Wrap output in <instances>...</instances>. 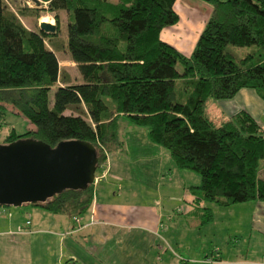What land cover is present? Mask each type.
Listing matches in <instances>:
<instances>
[{"label":"trees","instance_id":"obj_1","mask_svg":"<svg viewBox=\"0 0 264 264\" xmlns=\"http://www.w3.org/2000/svg\"><path fill=\"white\" fill-rule=\"evenodd\" d=\"M32 1L53 14L54 33L22 24L20 17L39 19L37 9L11 11L0 0V122L10 110L33 126L21 135L10 129L2 145L87 142L98 175L108 155L124 152L127 120L166 150L178 170L200 176L190 191L202 225L212 221L211 204L264 203V133L246 112L228 119L209 113V105L242 89L264 102V0H204L211 12L189 56L160 38L179 21L177 0ZM59 11L67 14L66 51L81 83L62 73L46 43L59 33ZM228 46L253 49L236 58ZM72 108L86 118L66 115ZM92 201L90 185L33 206L77 218Z\"/></svg>","mask_w":264,"mask_h":264},{"label":"crops","instance_id":"obj_2","mask_svg":"<svg viewBox=\"0 0 264 264\" xmlns=\"http://www.w3.org/2000/svg\"><path fill=\"white\" fill-rule=\"evenodd\" d=\"M183 2L174 4L177 15L182 12L184 18H195L187 13L188 7L177 9L185 6ZM205 10L207 20L211 8ZM242 111L264 133V102L256 91L242 89L231 99L209 105L214 119H228ZM122 138L124 152L108 155L93 185L91 206L77 222L33 205L0 209V264H264L262 202L246 203L251 235L244 253L226 260L207 259L206 254L203 258L200 254L187 258L176 254L168 236L171 214H176L173 207L185 204L187 230L206 225L201 224V210L192 203L190 188L198 185V179L194 177V186H189V175L170 163L168 152L151 143L146 131L129 121L123 122ZM260 164L259 178L264 180V160ZM250 252L254 254L250 256Z\"/></svg>","mask_w":264,"mask_h":264},{"label":"rangeland","instance_id":"obj_3","mask_svg":"<svg viewBox=\"0 0 264 264\" xmlns=\"http://www.w3.org/2000/svg\"><path fill=\"white\" fill-rule=\"evenodd\" d=\"M7 3L11 11L24 6L37 9L40 15L39 19L34 17H20L22 24L29 30L38 31V25L41 22L49 23L53 26L55 25L53 14L44 11V5L36 6L32 0H7ZM183 4L185 6H177V9H186L185 7H188L190 11L187 13L193 15L195 18L191 16L184 18V14L179 11L178 23L174 26L165 28L161 32L160 38L185 56H189L198 39L197 35L204 19L206 20V17H204L206 12L205 7L209 6L204 0H184ZM57 16L59 18V33L57 36L53 37V39H46V43L56 52L62 73H67L71 77L73 83H81L82 78L77 70V66L72 62L70 54L66 51L67 14L65 11H59L57 12ZM252 49L253 47L236 48L228 46L227 50L236 58H241L250 53ZM55 90L56 88L53 87L49 92L50 101L53 100ZM65 114H81L86 118L82 112H75L74 108L66 111ZM123 121L126 122L127 120ZM32 128L33 126L26 119L8 110L4 116L3 122H0V145L3 144L10 129H14L16 134L21 135ZM169 161L173 165V162L171 160ZM184 173L189 175L187 176L189 186H194V177L198 179V185L196 187L200 186V176L198 174L190 171L182 172V174ZM177 177L174 178L177 180ZM183 207H186L183 202L173 207V210H176V214H171L173 222L169 225L168 236L172 240L171 242L176 254H182L185 258L199 254L201 258H203L206 254L207 259L221 258L226 260L233 255L244 253L247 244H249L248 241L251 235L249 225L250 218L246 211V203L236 204L230 207H221L213 204L209 205L208 207L212 212V221L207 223L205 225L206 227H199L196 231H190L184 227L186 224L184 215L186 214L184 213L185 209ZM0 209L16 210L19 208L1 207ZM178 211H181V213ZM188 219L187 217V220ZM191 220L193 219H190V221ZM251 243L253 245V239ZM174 244H179V248ZM183 247L185 249H181ZM253 254V252H250L249 255L252 256ZM182 258L185 259L184 257Z\"/></svg>","mask_w":264,"mask_h":264},{"label":"water","instance_id":"obj_4","mask_svg":"<svg viewBox=\"0 0 264 264\" xmlns=\"http://www.w3.org/2000/svg\"><path fill=\"white\" fill-rule=\"evenodd\" d=\"M38 26L54 33L49 23ZM97 164L94 147L83 141L54 148L41 141L0 145V207L37 205L64 190H84L94 184Z\"/></svg>","mask_w":264,"mask_h":264},{"label":"built area","instance_id":"obj_5","mask_svg":"<svg viewBox=\"0 0 264 264\" xmlns=\"http://www.w3.org/2000/svg\"><path fill=\"white\" fill-rule=\"evenodd\" d=\"M99 178H100V175H96V174H95L94 184L97 183V181L99 180ZM94 184H93V185H94ZM178 212H181V211H178ZM73 219L75 220V222H77L76 218H73ZM92 223H96V222H95V221H92ZM27 224H29V223H27Z\"/></svg>","mask_w":264,"mask_h":264}]
</instances>
